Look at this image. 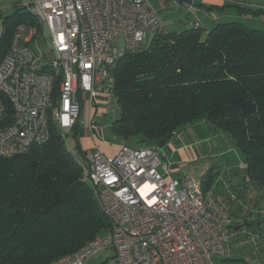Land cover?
<instances>
[{
	"label": "built area",
	"instance_id": "1",
	"mask_svg": "<svg viewBox=\"0 0 264 264\" xmlns=\"http://www.w3.org/2000/svg\"><path fill=\"white\" fill-rule=\"evenodd\" d=\"M23 6L37 24L18 25L0 60V92L11 110L6 116L0 100V157L27 153L46 142L53 127L65 141L82 109L114 96L117 59L139 50L147 34L164 31L149 0H31ZM24 27L29 37L18 46ZM93 124L89 114L91 134ZM84 155L81 167L111 228L50 264H86L106 249L113 254L104 264H214L229 257L228 210L200 179L172 176L179 168L161 159L160 147L120 146L113 155L96 148Z\"/></svg>",
	"mask_w": 264,
	"mask_h": 264
},
{
	"label": "trees",
	"instance_id": "2",
	"mask_svg": "<svg viewBox=\"0 0 264 264\" xmlns=\"http://www.w3.org/2000/svg\"><path fill=\"white\" fill-rule=\"evenodd\" d=\"M2 17L0 60L18 25L37 24L24 6ZM203 30L191 22L181 31L153 34L148 44L117 59L112 75L118 115L110 129L134 140V147H162L203 120L208 136L224 133L239 150L240 182L253 191L252 201H262L264 29L229 21L205 35ZM0 100L8 116L10 104L1 92ZM71 133L78 140L83 130L76 125ZM86 180L54 127L46 142L27 153L0 157V264H50L110 229ZM212 182L204 175L201 188L212 189ZM250 213L249 206L236 211L238 226L248 224L264 238V214Z\"/></svg>",
	"mask_w": 264,
	"mask_h": 264
},
{
	"label": "rangeland",
	"instance_id": "3",
	"mask_svg": "<svg viewBox=\"0 0 264 264\" xmlns=\"http://www.w3.org/2000/svg\"><path fill=\"white\" fill-rule=\"evenodd\" d=\"M30 1L31 0H3L0 2V14L3 15L6 13H11L17 7L23 6L25 3H28ZM158 1L159 0H149V2L157 8L159 6ZM168 2L169 8L162 10L160 9L158 13L161 18L162 28L164 29V31L177 32L189 27L186 19L187 17L192 18V15L188 14L184 10L175 11L176 6L174 5V3H172L171 1ZM2 15H0V37L4 32ZM243 23L252 28L264 29V25L257 21H243ZM43 35L44 37H47L49 35L48 29L46 27L43 29ZM202 35H205L204 30L202 31ZM152 36V33L146 35V38L144 40L145 45L149 43ZM28 37L29 28L24 27L19 31L17 45L23 46ZM40 44L42 45L41 42ZM89 114L93 118V125L95 127L92 134L88 129ZM117 115L118 107L114 97H110L107 100H98L91 109L88 105L84 109H82L78 125L80 128H82L83 135L78 140H76L73 133L66 131L64 141V147L80 165H85L87 162L84 151L97 148L100 151L103 150L104 152H106L108 149H118L120 146H135L134 140L131 139L128 141H124L111 131L110 124L117 117ZM198 122L203 123V125L206 124L203 120H200ZM198 149L201 152L200 155L203 156L201 157L202 159L190 163V165L185 167V169H189V173H191L193 176H198V174L202 170V164L204 162L211 163V165L207 166V170L203 171V174H210L213 179V187L216 185H218V187L226 186V184L235 177V175H233V173L231 172L234 169L239 173L244 170L242 169V167L238 166L239 150L235 147L230 138L224 133H221L219 131L216 132V134L210 133L206 141L199 143ZM201 176L204 178L203 175ZM234 181L236 180L234 179L233 182ZM227 190L231 193L232 197L237 198L236 195H238L240 205L244 207L249 206V210L252 212V214L250 213V215H256V212H262L261 214H264V200L261 201L260 196H257L258 198L254 201L247 200V198H245L246 191H244L245 188L243 187V184H238L236 188L234 187V185L229 183V185L225 189H223V191H226V193ZM220 202L225 205L223 201L220 200ZM250 206H253V208H251ZM227 209L229 213H231V208ZM246 228H249V226L246 225ZM241 236L244 237V235H239V237ZM236 239L237 236H233L231 242H236ZM243 241L242 251L244 253L247 251L248 253L242 255L243 253H239L238 251H235V249H233L231 252L232 256L230 258H214V264H255L248 256L250 250L249 241L246 238H243ZM109 255H112L111 250H102L99 253L93 255L86 264H100V261L102 259H105Z\"/></svg>",
	"mask_w": 264,
	"mask_h": 264
},
{
	"label": "crops",
	"instance_id": "4",
	"mask_svg": "<svg viewBox=\"0 0 264 264\" xmlns=\"http://www.w3.org/2000/svg\"><path fill=\"white\" fill-rule=\"evenodd\" d=\"M168 1L174 3L176 6L175 11L184 10L188 14L192 15V18L187 17L186 19L188 24L191 22H196L205 31L218 23L229 21H257L264 25V12L260 14H254L252 12L240 10L241 7L254 10L260 9L264 11V0H159L158 8L154 7L153 5L152 6L159 13L160 9L162 10L169 8ZM207 131V124L203 125L201 122H196L190 128H188L184 137L178 136L175 140L170 141L164 146L160 147L161 159L163 161L171 162L174 166L179 168V172L175 173L174 176L178 174L189 173V169L187 170L185 167L194 161L202 159L201 157L203 156L200 155L201 152L198 149V145L200 142H204L208 139ZM116 150L117 149L115 148L108 149V152H104L103 150L101 151L106 155H113ZM209 165H211V163L204 162L202 164V170L198 176H193L191 173L189 174L193 178L201 180L203 178L201 175L204 176L203 171L207 170V166ZM231 172L233 175H235L234 179L236 181H234V183V179H232L229 183L237 188V185L241 184L240 181H242V174L240 175V173L235 171V169ZM229 183L223 187H218V185L213 187V183L211 185L216 197L223 201L225 206L227 205V208H231L230 220L227 226V230L230 235V255L227 258L232 256L231 252L233 249L239 253H243L242 255L248 253L247 251L245 253L242 251V242H244L243 238H246L250 245L248 256L251 258V261L255 264H264V238L261 237L262 234L252 232L250 228H246V225L238 226L240 224L241 218L236 214V211L240 210L244 213V209H246L248 206L244 207L240 205L238 195H236L237 198H235L232 197L228 190L227 193L226 191H223V189H225ZM244 191H246L245 198H247V200H251V198L254 196L253 191ZM254 216L256 217L257 215ZM247 226L249 225L247 224ZM239 235H244V237H239ZM233 236H237V243L235 241L231 242ZM109 256H107L105 259H102L100 264L104 263Z\"/></svg>",
	"mask_w": 264,
	"mask_h": 264
}]
</instances>
